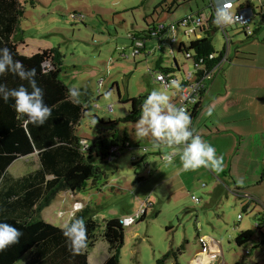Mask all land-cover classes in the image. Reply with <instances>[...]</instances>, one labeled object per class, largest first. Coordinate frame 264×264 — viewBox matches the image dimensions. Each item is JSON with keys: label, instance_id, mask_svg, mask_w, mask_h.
<instances>
[{"label": "rangeland", "instance_id": "rangeland-1", "mask_svg": "<svg viewBox=\"0 0 264 264\" xmlns=\"http://www.w3.org/2000/svg\"><path fill=\"white\" fill-rule=\"evenodd\" d=\"M160 1L165 2L161 5ZM205 1L176 0L174 4V0H36L35 5H24L16 39L21 50L25 47L23 52L32 55L39 48L58 47L63 54L60 79L70 88L78 89L79 94L85 91L89 97L92 108L81 118L78 133L91 141L99 135V130L105 137L112 132L121 136L126 131L131 145L112 161L94 157L93 162L103 171L97 186L76 194L59 192L41 216L59 225L69 218L77 200L89 206L90 216L100 224V229L105 220L119 217L124 221L133 216L136 222L125 224L122 264H155L171 244L175 249L184 246L177 264H190L201 246L199 235L205 233L217 239L223 248L224 259L219 264L225 261L247 264L246 260L263 256V246L252 257L245 253V246L235 241L245 229L254 232L248 245L264 239L256 227L264 216L263 16L254 15L255 21L250 27L253 31L260 29L253 36L247 37L236 24L227 27L231 35L228 44L221 29L212 36L215 49L221 51L225 47L231 60L218 67L222 69L216 75L221 81L220 90L214 100L203 104L197 118L202 129L195 130L216 148L217 155L223 156L222 171L203 167L186 171L182 176L184 184L177 176L167 184V190L163 189V198H160L152 176L156 165L167 160L159 154L161 145L154 146L151 136H137L138 120L109 123L124 118L131 108L130 103L120 100L119 93L125 98L138 97L158 89L165 91L169 102L177 106L176 90L165 89L156 75L162 68L174 66L176 60L181 67L175 71L177 76L195 71L193 61L179 51V43L188 45L196 37L183 34L182 29L177 32L179 41L159 45L158 39L147 38L145 48L134 57L135 41L129 34L144 38L147 15L151 22L154 19L171 25L191 13L196 15ZM253 4L264 5V0H241L236 8ZM209 5L208 2L200 10L208 12ZM20 37L25 38L27 46L21 44ZM109 105L112 110L108 109ZM210 109L211 115H208ZM207 119L220 125L219 133L216 126L210 130L203 126ZM38 165V156L34 155L15 161L9 170L21 175ZM241 177L242 185L236 183ZM193 195L200 198L198 203L192 199ZM147 201L154 205L148 207L147 216L140 220L139 212L146 208ZM247 203L249 206L244 208ZM239 214L242 219L238 218ZM95 250L96 254L89 255L90 261L95 255L104 257L107 252L100 242ZM167 264L176 263L169 259Z\"/></svg>", "mask_w": 264, "mask_h": 264}, {"label": "trees", "instance_id": "trees-1", "mask_svg": "<svg viewBox=\"0 0 264 264\" xmlns=\"http://www.w3.org/2000/svg\"><path fill=\"white\" fill-rule=\"evenodd\" d=\"M35 2L36 0H24L23 3L21 0H0V47H8L14 59L21 61L26 68L36 69V79L44 90L45 103L52 109V114L44 125H25L26 118H21L15 111L14 101L11 98L7 103L0 100V221L12 224L22 232L18 243L0 251V264H89V253L99 237L107 244L109 251V256L102 264H122L121 249L126 232L121 218L105 220L103 228L100 229V224L90 216L89 206L84 205L75 214L85 219L88 246L80 254L73 255L57 224L41 216L42 210L59 192L70 191L76 194L97 186L103 171L93 162L94 157L112 161L119 156L111 151L113 147L117 146L121 153L131 145L126 131L121 136L112 132L109 137H105L103 131L99 130V135L91 141L78 133L81 118L92 107L85 91L81 90L82 94L73 97L69 94L71 88L60 79L63 54L58 47L39 48V51L32 55L21 53L20 43L16 39L25 11L24 5H35ZM199 12L202 11L198 10L197 13ZM208 22L205 35L192 39L188 45L181 43L179 51L184 52L195 67L200 63V59H204L202 65L210 71L217 65L226 48L221 51L215 49L212 36L217 30L216 24L212 18ZM151 26L148 25V28ZM19 39L21 44L28 45L24 37ZM187 53L190 54L189 57ZM213 53L217 56L210 59L209 55ZM180 68L176 60L174 66L162 68L160 71H176ZM199 70L202 74L203 70ZM0 83L8 88H16L21 84L28 86L26 80L7 72L0 75ZM205 90L199 103L191 110V122L202 108ZM119 96L122 102L130 103L131 108L124 118L110 120L109 123L138 120L141 106L147 96L125 98L121 93ZM85 139L86 145L82 142ZM32 153H37L39 159V165L35 169L21 175L10 172L9 167L16 160ZM159 154L162 159L169 156ZM110 155L114 157L112 160L108 159ZM150 203L154 205L151 201ZM151 205H147L140 220L147 216L148 207ZM256 227L258 233L263 235L264 224L260 223ZM253 235L251 229L243 230L235 241L239 246H246ZM183 250V245L175 249L171 244L168 251L156 259L155 264H167L169 259L177 260Z\"/></svg>", "mask_w": 264, "mask_h": 264}, {"label": "clouds", "instance_id": "clouds-1", "mask_svg": "<svg viewBox=\"0 0 264 264\" xmlns=\"http://www.w3.org/2000/svg\"><path fill=\"white\" fill-rule=\"evenodd\" d=\"M215 7L214 23L217 25H230L241 18L229 11L228 0H213ZM12 73L21 80H26L28 86L21 84L16 88H8L0 83V100L5 103L11 98L14 101L15 111L24 119V124L34 126L44 125L52 114V109L45 103L44 90L39 86L35 68H26L19 60L14 59L8 47H0V75ZM159 78V77H158ZM179 88V84L172 82ZM30 89V90H29ZM73 97L79 95L76 88L69 89ZM141 115L137 121L136 134L143 138L151 136L154 146L161 144L168 146H181L179 152L182 167L185 171L196 170L201 167L213 172L223 169V156L217 155L216 148L204 140L196 130L191 127V117L183 106H174L169 102V95L165 91L153 89L142 104ZM211 115V109L208 112ZM174 155V154H172ZM171 162V155L165 157ZM237 184H243L244 179L237 178ZM84 207L75 204L69 218L57 225L65 237L69 251L80 254L88 246L86 222L76 212ZM125 224L131 220L123 221ZM22 232L5 221H0V251L12 244L18 243Z\"/></svg>", "mask_w": 264, "mask_h": 264}, {"label": "built area", "instance_id": "built-area-1", "mask_svg": "<svg viewBox=\"0 0 264 264\" xmlns=\"http://www.w3.org/2000/svg\"><path fill=\"white\" fill-rule=\"evenodd\" d=\"M236 1L237 0H228V3L230 5L229 11L233 13L234 16H238L241 19L237 20L236 22L230 24H236L239 26L240 32H244L246 35L252 36L254 34V31L251 29L250 24L253 22V16L254 11L251 8H244L241 7L240 9L236 8ZM212 4L209 5L210 13L208 12H199L196 13V15H187L181 20H179L177 23H173L171 25H168L165 22H157L151 27H149L146 31V34L144 38H142L140 35L135 36L134 34H129V37L135 41L134 50L132 52V55L135 57L138 53L141 52V49L145 48L146 45V39L147 38H158L160 37L164 32L167 30L175 31L176 27L183 28L189 35H194L195 37H203L206 33V30L208 29L209 22L211 18H215V7L213 1ZM213 14V15H212ZM229 25H217V29H221L222 32L225 35L227 44L231 41L230 40V33L227 29ZM187 56L189 57L190 54L187 53ZM217 55L210 54V59H214ZM229 56L224 53L217 65L210 71L206 70L207 68L202 65L204 62V59H200V63L196 67L195 71H186L184 75L181 77L177 76L175 71H159V73L156 75L157 81L165 88V89H175V98L177 103V107L183 106L185 110L188 112V114L191 117V110L199 103L202 92H204L206 87V81L207 79L211 78V75L213 74L214 70L217 69L220 65H222L224 62L228 61ZM203 70L202 74L201 71ZM220 70V68H219ZM159 77V78H158ZM175 81L179 84V88H176L173 86L172 82ZM109 110H112V106H108ZM85 145L87 144V140L82 141ZM112 152H114L116 155H119L120 151L117 146L113 147L111 149ZM114 157L109 156L108 159L112 160ZM192 199L195 202H199L200 198L193 195ZM81 204V202H76V204ZM147 205H151L150 201L146 202ZM146 205V207H147ZM145 208H141V211L139 212L140 216L144 214ZM239 218H242V214L239 215ZM125 220H131V223L127 224H133L136 222V218L133 216H128L125 218ZM124 220V221H125ZM260 223L264 224V216ZM260 223H257L260 224ZM125 224V223H124ZM263 235H264V229H263ZM199 241L201 244H203V250L207 251L208 247L205 245L206 240L202 237L199 238ZM252 250L251 248H246L245 253L251 254ZM248 264H264V250H263V259L260 262L257 263H248Z\"/></svg>", "mask_w": 264, "mask_h": 264}, {"label": "crops", "instance_id": "crops-1", "mask_svg": "<svg viewBox=\"0 0 264 264\" xmlns=\"http://www.w3.org/2000/svg\"><path fill=\"white\" fill-rule=\"evenodd\" d=\"M212 1L213 0H206L205 4L201 8H198V9L199 10L200 9H204L207 6L208 2H209V4H212L211 3ZM239 1H241V0L236 1V5H237V2H239ZM164 2L165 1H160V4L162 5V3H164ZM175 2L176 1L174 0L173 3L175 4ZM241 6L245 7V5H241ZM246 6H249V5H246ZM251 7H252L251 9L254 11V14H258V15H261V16L264 17V5H259L258 4L257 6H255L253 4V6H251ZM200 11H202V10H200ZM191 14H193V13H191ZM147 16H146V22L148 23V25H154L157 22H162V21H157L156 22V21H154V19H152V22H151L150 19H148L149 17H147ZM254 21H255V18L253 16V22ZM177 22H174V23H177ZM182 29L183 28H181V27H176L175 31L167 30L160 37L154 38V39H158L157 41H158L159 45H161V42L167 43L168 41H172V42H175L176 40L179 41V39L177 37V32H178V30H182ZM256 29L257 28H254V33H256V31H255ZM259 29H258V31H259ZM182 31H183L182 32L183 34L189 35L184 29ZM150 39H153V38H150ZM146 40H148V39H146ZM25 42L27 43L26 40H25ZM181 43H183V41H180L179 46H180ZM236 47H238V46H236ZM236 47L234 48L235 52H237L236 51ZM24 49H25V47L23 48V50ZM23 50H22L21 53H24ZM172 53H174L173 50H172ZM229 58H230V56H229ZM221 72H222V69H220V70H219V68L217 70L215 69L213 74L211 75V78L207 79V86H206V90H205L204 97H203L202 107H203V104L206 103V101L214 100L215 93L220 90L221 81L217 80V78H216L217 76L216 75L218 73H221ZM225 92H228L226 90V88H225ZM201 110H202V108L200 109L198 115L195 117V119L193 120V122L191 124V127H193L194 129L195 128H201V124H199V122L197 121V118H198ZM208 120L209 119L204 121L205 123H204L203 126H206L209 130L211 129L210 128L211 126H216L215 127L216 128V133H219L220 132L219 131L220 130L219 129L220 125L219 124H218L219 126L214 125L216 123H214L213 121H211L212 123H209ZM224 120H227V119L224 118ZM180 151H181V146H175L174 145V146L170 147V146L164 145V144H161V147L159 146V153H163L164 152L163 154L171 155V162H169L168 160H165L163 163L157 164L156 165V169L153 172V176H152L153 184H155V186H156L155 190L157 189V191H158V193L160 195V198H163V192L162 191L167 190V184L169 185V183L171 181L176 180L177 176H178V178L180 177L179 180H180L181 183L184 184V182H185V181L182 180V176L186 173V171H182L183 167H182L180 156H179V152ZM172 154H174V155H172ZM34 155H37V153H32V154H30L28 156L21 157L20 159H25V158L28 159V158H30L31 156H34ZM20 159H18V160H20ZM165 162H167V163H165ZM36 167L37 166H35V168ZM35 168H33V169H35ZM235 190H238V189H235ZM65 192H70V191H65ZM236 192L238 193V191H236ZM164 197H165V195H164ZM81 202H83V201H81ZM83 205H84V203H83ZM246 205H247L246 207L249 206L248 203ZM146 215H147V213H146ZM238 218H239V216H238ZM242 218H243V216H242ZM242 218H239V219H242ZM262 218H263V216H262ZM245 230H247V229H245ZM238 235H239V233H238ZM200 237H202V238H204L206 240L205 245H207L208 249H207V251H204L203 250L204 249L203 248V244H201V242L199 241L201 246L194 253V256L191 258L190 264H219L220 261L224 259V251H223V248L220 245L219 241L217 239H215L214 237H212L211 235L207 234V233H205L203 235H199V238ZM99 242L102 245L106 246V248H107L106 251L107 252H106L104 257H99V255H95L96 257H93V259L91 261L89 260V264H102L106 260V258L109 256L108 246L100 237L96 241L95 246L92 248L93 251H90L89 255H91L93 253H95V254L97 253L95 249H96L97 243H99ZM262 246L264 247V239H261L256 245H248L247 244L245 246V249L246 248H251L252 252L249 255H251L253 257L254 255H252V253L254 251L258 250V248H260ZM259 258L260 259H256L255 258L253 261H247L246 260V262H247V264L248 263L260 262L263 259V256L259 257ZM173 260L177 264L178 259L177 260L173 259ZM238 262L241 264L240 261H236V263H238ZM225 264H227L226 261H225Z\"/></svg>", "mask_w": 264, "mask_h": 264}]
</instances>
